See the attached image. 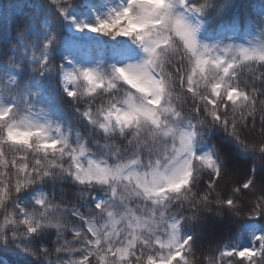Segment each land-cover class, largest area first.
Listing matches in <instances>:
<instances>
[{
	"label": "snow or ice",
	"instance_id": "6c2138e0",
	"mask_svg": "<svg viewBox=\"0 0 264 264\" xmlns=\"http://www.w3.org/2000/svg\"><path fill=\"white\" fill-rule=\"evenodd\" d=\"M53 3L57 4L66 16L68 4L61 5L60 0H53ZM165 6L166 4L162 3H147L146 0H127L119 8L112 9L108 16L97 17L95 23H75L77 29L88 28L94 32L132 37L142 46L146 55L137 62L113 65L110 72L98 67L80 66L65 71L63 79L69 95H76L74 87L69 88V85L74 86L80 81L86 82L87 91L92 94L101 88H104L107 94L118 84L125 82L136 84L140 92H133L132 98L128 101L127 111L123 115L128 116L129 119L143 117L159 128L164 122L161 120L163 112L174 116L176 123L160 129L165 136L171 137V143L165 145L163 160L150 162L147 171L129 174L128 182L137 187L127 195L122 194L119 188L121 180L119 169L113 171L109 167L94 165L93 171L89 172L87 166L81 165L79 160L76 161L77 167L84 172V175H77L78 179L108 185L105 189L106 199H96L91 193L85 196L88 199L90 213L102 215L106 212L108 221L103 229H97L90 218L79 209L73 208L71 214L78 216L80 221L87 224V233H91V237L82 230L76 229L73 239L83 241L79 250L82 259H58L57 264H92L89 258L93 256L98 258V264H108L106 258L109 254L115 258L112 264H191L187 252L192 250L193 237L182 235V217L166 218L163 209L167 208L168 194L183 192L186 187L193 185L201 169L206 170L208 177L207 192L199 195V202L205 207L211 203L227 205L240 214L239 197L249 193H259L248 211L251 215L264 216V177H246L241 183H233L225 192L227 166L222 157L215 151L200 152L196 147L202 127L212 128L220 125L246 150L264 153V108L259 109L261 113L259 119L262 122L259 141H250L247 137H242L243 130L247 129L249 124L253 125V129L255 128L258 97L264 96V41L252 48L244 45L234 47L231 44L221 48L219 42L208 45L197 37L199 25H192L182 17L171 15H168L163 31L150 27L153 18L145 13ZM55 39V33L49 35L39 53L33 51L31 58L38 60V67L45 70L51 67L47 52ZM217 48H221V52H217ZM254 64L257 67L253 68ZM171 65L175 67L172 72H168L166 69ZM244 69L251 71L253 78L251 81L245 79L241 84L238 81ZM257 72L259 76H256ZM174 83L181 87L186 86L193 98H198L201 102L192 105L194 115L187 118L186 123L184 115L173 107L170 88ZM201 84H203L202 91ZM129 91L133 90L129 88ZM137 95L140 97L139 102L136 100ZM0 111L6 117L11 109L0 108ZM113 114L106 113L109 116ZM8 129V134L3 137L5 141L13 144L23 142L31 146L30 134L17 136L15 135L17 129L12 125H9ZM39 146L54 147L55 141L52 144L45 141ZM83 152L82 148L81 153L74 155H82ZM0 157H4L3 147H0ZM176 161H179L178 165ZM0 166L5 169L9 167L18 169L15 181L17 191L31 183V172L37 171L27 162L25 156L13 160L5 157L0 160ZM137 175L139 179H136ZM213 194L214 200L211 199ZM184 196L185 199L189 198L188 193H184ZM191 196L195 197L197 193H191ZM7 198L8 189L5 187L0 190V207ZM134 198L151 201L152 206L138 215L137 210L130 208L126 203ZM93 200L95 203H92ZM117 200L123 209L119 213V221L116 219L117 213L110 210L116 206ZM41 207L44 211L40 213L39 218H34L32 215L26 217L23 221L25 231L19 235L28 236L54 228L59 241L65 228L61 215L43 202ZM169 220L171 223L168 222ZM121 221L126 222L125 227L117 229L115 225ZM16 223V219L8 215L4 224H0V232L4 231L5 225ZM161 227L164 229L162 234ZM16 236L17 233L13 232L14 239ZM254 241L251 247H230L221 251L219 264H225L226 257L229 258L227 264H233L235 257L241 258L236 264H245V261L247 264H257L256 258L264 256V234L256 235ZM70 244V241H65L55 248V252L77 251L71 248ZM23 250L26 254L43 256L44 259L49 260L48 248L37 251L25 244ZM210 264L216 262L210 260Z\"/></svg>",
	"mask_w": 264,
	"mask_h": 264
},
{
	"label": "clouds",
	"instance_id": "9594fccd",
	"mask_svg": "<svg viewBox=\"0 0 264 264\" xmlns=\"http://www.w3.org/2000/svg\"><path fill=\"white\" fill-rule=\"evenodd\" d=\"M146 2L166 4L165 7L145 13L153 18L150 27L163 31L168 15L182 17L192 25H199L197 37L208 45L216 44V36L210 34L214 32L216 24L231 25L239 19L243 27L245 22L244 15L236 11V0H146ZM258 7L259 11L253 12L250 6L247 18L264 36V0H260ZM262 41L264 39L244 42L222 40L220 44L221 48L229 44L234 47L244 45L252 48L259 46ZM221 48H217L216 51L221 52ZM13 51H16L15 48ZM2 63L4 67L0 68V108H10L11 111L6 117L0 111V147L4 149V157H0V160L5 157L13 160L25 156L27 162L37 171L30 170L32 182L17 191L15 181L18 169L9 167L0 170V190L5 187L8 189V198L0 207V224H4L8 215H12L17 221L15 225H5L4 231L0 232V245L4 246L6 252H15V249L19 248L25 253L23 250L25 244L39 251V248L24 240L30 234L28 236L19 234L25 231L23 221L27 216L39 218L40 213L44 211L41 202L59 213L64 220L67 213L77 205L78 199H84L87 193L93 196H96L97 191L105 193L108 187L106 184L89 183L78 179L77 175H84V172L77 167V160L81 165L87 166L89 172L93 171L94 165L109 167L113 171L119 169L121 176L119 188L122 194L127 195L137 187L128 182L129 174L147 171L150 162L163 160L165 145L171 143V137L165 136L160 129L175 125L176 118L162 112L161 120L164 122L158 128L143 117L129 119L123 115L127 111L128 101L132 98L133 92H140L136 84L127 82L118 84L107 94L104 88L92 94L87 91L86 82L80 81L74 86L69 85V88L74 87L76 91L75 96L69 95L63 73L76 66L64 67L61 64L58 70L62 76L63 92L68 98V107L74 113L73 119L77 121L74 126L72 120L57 118L55 110L45 106V98L39 88L33 90L30 83L31 79L38 81L40 75L49 71L52 68L51 63L47 70L36 64L32 68L34 76L29 79H21V72L26 70L22 69L17 58L5 56ZM129 88L134 91L130 92ZM136 100L140 101L139 95L136 96ZM257 108L255 128L249 124L246 130H251L253 135L260 138L262 122L259 119L261 114L259 109L264 108V96L258 97ZM108 112L114 114L106 115ZM9 125L17 129L15 132L17 136L30 134L31 146L23 142L13 144L5 141L3 137L8 134ZM200 131H203V128ZM45 141L48 144L55 141V146L40 147L39 145ZM82 148L84 149L82 155H74L81 153ZM176 164L178 165L179 161H176ZM203 173H206V170L201 169L196 182L186 187L183 192L168 194L167 207L171 205V211L176 216L183 219L192 217L205 207L199 202V195L205 191V188L199 186ZM139 178L137 175L136 179ZM27 193L31 194V199H25ZM184 193L189 194L188 199H185ZM191 193H197V196L192 197ZM13 232L17 233L15 239ZM48 249L50 257L52 250ZM196 251V242L192 240V251L187 252V255H194ZM57 261H53L52 264H57ZM195 264H202V261L196 260ZM260 264H264V260L260 261Z\"/></svg>",
	"mask_w": 264,
	"mask_h": 264
},
{
	"label": "trees",
	"instance_id": "16d2710c",
	"mask_svg": "<svg viewBox=\"0 0 264 264\" xmlns=\"http://www.w3.org/2000/svg\"><path fill=\"white\" fill-rule=\"evenodd\" d=\"M60 4H68L66 10L68 18H66L65 13L60 11L57 4L53 3V0H0V68L4 67L2 61L5 56L15 57L20 61L22 69L26 70L21 72V79L33 77L32 68L38 64V60L31 58L32 53L33 51L39 53L44 47V41L49 35L55 33L56 39L48 47L47 52L52 68L40 75L38 81L31 79L30 83L33 90L39 88L45 98V106L54 109L57 118L65 121L72 120L75 126L77 121L73 119L74 113L68 107V98L62 88V79L58 70L61 64L69 63V67H98L106 71L120 51L126 50L135 53L139 49V43L132 37L94 32L88 28L77 29L75 27L77 22L95 23L97 17L108 16L112 9L120 7L118 0H60ZM259 4L260 0H236V11L242 13L245 17L243 27L239 19L231 25L216 24L214 32L210 33L216 36L215 41L220 39L221 42L228 38L240 41L256 36L259 32L248 20L247 14L250 6L253 12L259 11ZM67 21L72 22L76 31L75 34H71L67 29ZM65 38L70 39V42L64 51L61 43ZM13 48L16 51H13ZM174 67L175 65L168 66L166 70L172 72ZM255 67H257L256 64L253 65V68ZM256 76H259V72L256 73ZM252 78V72L244 69L238 82L242 84L245 79L251 81ZM173 80H175V76H173ZM200 90H203V84H201ZM170 91L173 96V107L184 115L186 123L187 118L194 115L192 105L201 102L198 98H193L192 94L187 91L186 86L181 87L174 83ZM258 127L259 125H257ZM202 128L201 136L197 138V150L200 152L215 151L222 157L227 166L224 183L225 192L230 189L233 183H241L246 177H264V153L250 149L246 150L220 125L212 128ZM242 137H247L250 141H259L258 135H253L252 132L246 129L243 130ZM0 170L6 169L0 166ZM207 181V174L203 173L199 180V186L205 188V191H202L201 195L207 192ZM245 191L247 192V190ZM96 195L107 198L106 193L101 191H97ZM258 195L259 193H249L239 197L240 214H237L227 205L221 206L211 203L210 206L203 207L197 215L191 218L185 217L181 221L182 235H190L193 237V241L196 242V253L187 255L191 264H195L196 260L202 261V264H210V260L219 264L221 251L230 247L239 248L242 244L241 235L245 223L255 221L264 227V216L251 215L248 211ZM25 199H31V194L27 193ZM211 199H215L214 194ZM131 203L133 209L136 208H134V205L144 206L148 204L139 198L129 201L130 205ZM74 208L79 209L87 218H90L97 229L104 228L103 224L108 220L107 213L105 212L102 215L91 214L87 198L78 199ZM171 208L170 205L163 209L166 218L176 216ZM110 210L118 215L117 209L112 208ZM71 212H68L66 219L62 220L65 228L59 241L54 228L32 233L24 238L25 241L30 242L39 249L51 248L52 254L49 260L23 253L19 248H16L15 252H6L4 246L0 245V264H52L53 261L58 259H82L79 250L82 248L83 241L73 239L75 230L80 229L89 237H91V233H87V224L80 221L78 216H73ZM168 222L171 223V220ZM121 228L123 227H117V229ZM163 232L164 229L161 227L160 233ZM65 241H70V247L77 251L56 253L55 248ZM89 259L92 264H98L96 256ZM106 259L108 264H112L115 258L109 254ZM228 259L225 258V264H227ZM239 259L241 258H233V264H236ZM256 259L257 264H260V261L264 260V256ZM245 264H247V261H245Z\"/></svg>",
	"mask_w": 264,
	"mask_h": 264
},
{
	"label": "rangeland",
	"instance_id": "374dc122",
	"mask_svg": "<svg viewBox=\"0 0 264 264\" xmlns=\"http://www.w3.org/2000/svg\"><path fill=\"white\" fill-rule=\"evenodd\" d=\"M127 2V0H119V4L120 6L125 4ZM66 27L67 29L71 32V34H75L76 31H75V28L73 27V24L71 21H68L66 22ZM254 39H264V36L261 35V33H257L256 36L254 37H251L250 39H242L240 40V42H244V41H252ZM70 39H64L62 41V48L64 50H66L67 48V45L69 43ZM227 41H233L232 38H228ZM220 43V39L218 41H215V43ZM145 53L143 51V48L141 45H139V50L136 52V53H131L129 51H120L115 59L112 61V63H110L109 65V69L107 68L106 69V72H110L111 70V66L113 65H123V64H126V63H131V62H137V61H140L142 60L144 57H145ZM91 62V61H89ZM62 65L64 67H69V63H62ZM108 67V66H107ZM60 76H61V73H60ZM62 78V76H61ZM96 199H105L104 197L100 196V195H96L95 196ZM140 200L142 198H139ZM93 203H95V200L92 201ZM148 204H145L144 206L142 205H134V208L137 210V214H141V213H144L146 211V208L147 207H151V202H148L146 201ZM126 203L128 204V206L130 208H132V203L131 205L129 204V201H126ZM115 209H117L118 211V215L116 216V219L119 221L120 220V215L119 213H121L123 211L122 207L119 206V201L117 200L116 201V206L114 207ZM133 209V208H132ZM108 221V220H107ZM107 221L103 224V227H105V225L107 224ZM125 224L126 222H119L115 225V227L117 228L118 226H122L123 228L125 227ZM109 227L111 225H108ZM260 234H264V227L262 225H260L259 223L255 222V221H249L247 223L244 224L243 226V232H242V239H243V242L242 244L240 245V247H251L255 241H254V237L256 235H260Z\"/></svg>",
	"mask_w": 264,
	"mask_h": 264
}]
</instances>
